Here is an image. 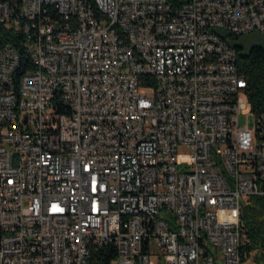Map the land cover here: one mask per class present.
<instances>
[{
	"label": "built area",
	"instance_id": "2783aa9c",
	"mask_svg": "<svg viewBox=\"0 0 264 264\" xmlns=\"http://www.w3.org/2000/svg\"><path fill=\"white\" fill-rule=\"evenodd\" d=\"M241 36L264 0H0V264H241Z\"/></svg>",
	"mask_w": 264,
	"mask_h": 264
},
{
	"label": "trees",
	"instance_id": "16d2710c",
	"mask_svg": "<svg viewBox=\"0 0 264 264\" xmlns=\"http://www.w3.org/2000/svg\"><path fill=\"white\" fill-rule=\"evenodd\" d=\"M262 36L234 37L230 39L235 50L239 74L246 81L245 94L254 115L264 113V46L255 39ZM2 38L1 45L7 43ZM240 232L243 257L264 248V197H249L241 209ZM264 255L258 254L257 264H264Z\"/></svg>",
	"mask_w": 264,
	"mask_h": 264
},
{
	"label": "rangeland",
	"instance_id": "374dc122",
	"mask_svg": "<svg viewBox=\"0 0 264 264\" xmlns=\"http://www.w3.org/2000/svg\"><path fill=\"white\" fill-rule=\"evenodd\" d=\"M255 41L257 44L264 46V36L257 37ZM141 92L149 93L148 91L143 89H141ZM241 99H243L244 102L246 103V108L242 109L241 114L239 115V124L240 126L249 127L250 129H253L255 127V115L252 112L251 105L245 93L241 95ZM246 202H247L246 199H242V206H244ZM259 253L264 255V248H262L261 251L257 250L252 252L250 255L243 257L241 264H257L256 258L258 257ZM263 261H264V257H263Z\"/></svg>",
	"mask_w": 264,
	"mask_h": 264
},
{
	"label": "bare ground",
	"instance_id": "6f19581e",
	"mask_svg": "<svg viewBox=\"0 0 264 264\" xmlns=\"http://www.w3.org/2000/svg\"><path fill=\"white\" fill-rule=\"evenodd\" d=\"M35 9L44 10V2H35ZM0 38V45H1ZM0 70H4V62H0ZM47 70H55V63H47Z\"/></svg>",
	"mask_w": 264,
	"mask_h": 264
}]
</instances>
